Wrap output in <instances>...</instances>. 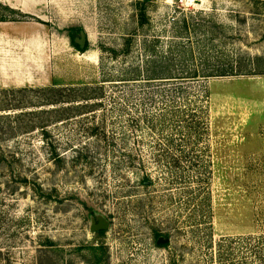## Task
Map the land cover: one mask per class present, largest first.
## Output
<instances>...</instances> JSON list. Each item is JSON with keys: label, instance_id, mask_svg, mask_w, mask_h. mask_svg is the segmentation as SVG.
<instances>
[{"label": "rangeland", "instance_id": "374dc122", "mask_svg": "<svg viewBox=\"0 0 264 264\" xmlns=\"http://www.w3.org/2000/svg\"><path fill=\"white\" fill-rule=\"evenodd\" d=\"M0 264H264V0H0Z\"/></svg>", "mask_w": 264, "mask_h": 264}, {"label": "trees", "instance_id": "16d2710c", "mask_svg": "<svg viewBox=\"0 0 264 264\" xmlns=\"http://www.w3.org/2000/svg\"><path fill=\"white\" fill-rule=\"evenodd\" d=\"M233 73H226V71L219 72L218 76L232 75ZM33 89V88H32ZM46 93H49L51 96L47 101L48 105H52V109L48 112L51 115L47 119V123L43 128L50 127L54 123L59 121L67 120L68 118L74 116H81L87 113H94L96 107L100 104L95 103L92 99L95 96H101L103 93V88L98 87L93 89L88 85L83 87H57L56 85H51L43 88ZM94 92H96L95 95ZM83 102V103H80ZM93 102V103H92ZM44 129V130H45ZM100 129L99 125L93 124L91 130L93 134ZM47 135V133L45 132ZM174 147V145H172ZM58 156V155H57ZM144 184H151L152 179L147 176L143 178ZM103 230H101L102 232ZM97 250V249H95Z\"/></svg>", "mask_w": 264, "mask_h": 264}, {"label": "water", "instance_id": "95a60500", "mask_svg": "<svg viewBox=\"0 0 264 264\" xmlns=\"http://www.w3.org/2000/svg\"><path fill=\"white\" fill-rule=\"evenodd\" d=\"M76 42L79 43L80 47L82 49L85 48L86 45V33H84V31L81 32L80 34V38L76 39ZM109 222L107 220H105L104 218H99L98 222H94L91 226V230L93 232H98L101 230H107L109 228ZM170 241L169 238H160L158 240V243L160 242H168Z\"/></svg>", "mask_w": 264, "mask_h": 264}]
</instances>
